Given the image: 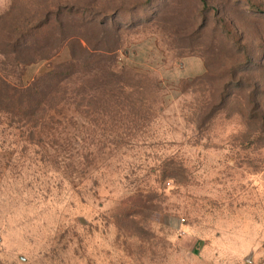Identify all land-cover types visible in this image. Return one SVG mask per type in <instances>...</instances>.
I'll return each mask as SVG.
<instances>
[{"label":"rangeland","instance_id":"1","mask_svg":"<svg viewBox=\"0 0 264 264\" xmlns=\"http://www.w3.org/2000/svg\"><path fill=\"white\" fill-rule=\"evenodd\" d=\"M0 264H264V0H0Z\"/></svg>","mask_w":264,"mask_h":264}]
</instances>
